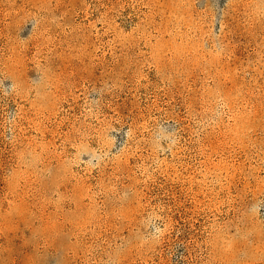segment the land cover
<instances>
[{
    "label": "rangeland",
    "instance_id": "rangeland-1",
    "mask_svg": "<svg viewBox=\"0 0 264 264\" xmlns=\"http://www.w3.org/2000/svg\"><path fill=\"white\" fill-rule=\"evenodd\" d=\"M0 264H264V0H0Z\"/></svg>",
    "mask_w": 264,
    "mask_h": 264
}]
</instances>
